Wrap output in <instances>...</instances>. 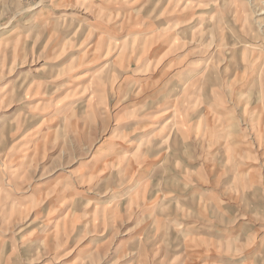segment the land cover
I'll list each match as a JSON object with an SVG mask.
<instances>
[{
	"label": "rangeland",
	"instance_id": "rangeland-1",
	"mask_svg": "<svg viewBox=\"0 0 264 264\" xmlns=\"http://www.w3.org/2000/svg\"><path fill=\"white\" fill-rule=\"evenodd\" d=\"M0 264H264V0H0Z\"/></svg>",
	"mask_w": 264,
	"mask_h": 264
},
{
	"label": "bare ground",
	"instance_id": "bare-ground-1",
	"mask_svg": "<svg viewBox=\"0 0 264 264\" xmlns=\"http://www.w3.org/2000/svg\"><path fill=\"white\" fill-rule=\"evenodd\" d=\"M132 195L130 194V192H127L124 196H122L121 200H127L131 197Z\"/></svg>",
	"mask_w": 264,
	"mask_h": 264
}]
</instances>
